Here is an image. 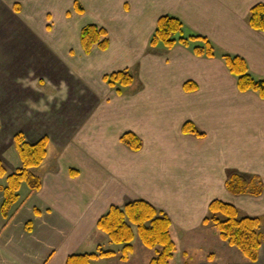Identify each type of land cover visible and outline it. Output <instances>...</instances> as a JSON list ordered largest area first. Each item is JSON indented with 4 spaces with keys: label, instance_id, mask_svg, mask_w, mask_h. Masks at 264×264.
I'll list each match as a JSON object with an SVG mask.
<instances>
[{
    "label": "crops",
    "instance_id": "obj_1",
    "mask_svg": "<svg viewBox=\"0 0 264 264\" xmlns=\"http://www.w3.org/2000/svg\"><path fill=\"white\" fill-rule=\"evenodd\" d=\"M44 1L0 0V30L11 35L0 34V160L6 170L0 176V264H65L72 254L97 251L109 241L98 219L111 205L137 199L170 217L176 243L170 264H230L183 245L213 230L202 219L215 198L259 216L264 235V99L240 92L221 58L239 55L254 78L264 77V30L248 20L251 7L264 0H94L103 15L92 19L106 28L109 47L89 54L80 43L82 25L72 30L67 21L48 23ZM163 14L179 18L184 35L209 39L215 56H197L179 43L151 47ZM113 44L117 60L128 56L129 64L94 72L92 53ZM128 65L139 82L133 91L126 86L117 93L103 75ZM186 82L196 88L186 91ZM187 121L204 136L183 133ZM128 131L141 139L139 150L120 141ZM17 132L29 142L46 136L47 154L33 168L41 187L31 192L23 183L7 219L2 188L21 165ZM232 173L259 176L262 193L230 194ZM219 242V250L233 255ZM132 245L124 260L116 245L114 255L90 264H149L156 255L137 236ZM238 263L264 264V239L256 261L242 257Z\"/></svg>",
    "mask_w": 264,
    "mask_h": 264
},
{
    "label": "trees",
    "instance_id": "obj_2",
    "mask_svg": "<svg viewBox=\"0 0 264 264\" xmlns=\"http://www.w3.org/2000/svg\"><path fill=\"white\" fill-rule=\"evenodd\" d=\"M73 8L79 14L84 12L78 0H74ZM248 20L252 28L264 30V3H257L251 7ZM194 40H199V43L191 44ZM80 43L86 54L94 48L106 50L109 47L108 32L101 25L87 23L80 30ZM177 43L191 47L197 56L213 57L216 54L215 47L205 36L198 34L186 36L184 24L179 18L171 14L160 15L149 45L171 48ZM221 58L230 73L236 77L237 89L240 92L254 91L264 99V77L254 78L249 72L245 59L239 55L224 53ZM103 80L117 93H121L123 87L133 82V76L127 69H121L104 74ZM183 87L186 91L196 88L189 82L184 83ZM182 132L198 137L204 136V133L190 121L182 125ZM13 140L21 165L6 176V186L2 188V214L7 219L11 206L18 200V191L23 183L31 192L41 187V179L34 173L33 168L39 166L44 160L48 143L46 136L35 142H29L22 132H17ZM120 141L134 151L142 147L141 139L130 131L123 133ZM5 174L6 170L0 160V176ZM226 189L232 195L258 196L262 193L263 187L257 175L232 173L226 181ZM171 223L170 217L165 212L144 199H137L123 206L111 205L98 219L96 225L106 234L110 243L120 246L123 260L132 251V242L137 236L145 247L156 249V255L149 264H170L176 248L170 232ZM202 224L214 227L219 238L229 246L235 247L247 260H257L264 239L261 230L262 220L259 216L243 214L236 205L215 198L209 202ZM115 253V250L103 248L94 252L75 253L67 257L65 264H90L98 257L111 256Z\"/></svg>",
    "mask_w": 264,
    "mask_h": 264
},
{
    "label": "rangeland",
    "instance_id": "obj_3",
    "mask_svg": "<svg viewBox=\"0 0 264 264\" xmlns=\"http://www.w3.org/2000/svg\"><path fill=\"white\" fill-rule=\"evenodd\" d=\"M78 1L80 2V4L83 6V9H84V12L82 14L75 12L73 8L74 0H45L44 4L42 3V5L46 8L45 9L47 13L46 21H48V23L55 24V26L63 24L64 21H67L69 23H65V24H69V28L71 27V29L73 30L75 27L77 28V26H81V25L83 26L87 23H94L93 19H96L98 21L101 19V15L103 14L100 10L94 9L95 7L94 0H78ZM54 3H56V5ZM58 4H60V6ZM49 13L53 14V19L52 17H49L51 16ZM3 33H5V35L8 34L9 38L11 37V35H9L10 33L6 34L5 31L0 30V34H3ZM2 39H5V38L2 37ZM116 49H117V46L113 44V48H111L110 50L106 52L99 51V50L94 51L92 53V59H91L92 61L91 68H93V71L97 72V70L101 68L102 69L111 68L113 64H116L117 62L126 61L124 63L129 64V60L127 61V58H128L127 55H126L127 58L125 57L124 61L117 60V54L115 52ZM124 68L127 69L132 74L133 79H134L132 84L127 86L124 89V91L130 92V91H133V89L137 87V84L139 82L138 77H137L138 75H137V71L131 68L130 66L124 67ZM2 129L3 127L0 126V131H2ZM212 229L213 230L211 231L208 230L207 236H205V238L193 243V245H189V246L183 245V246H187V248H189V251H191L192 248H194L196 252H199L198 250V247H199L203 251L214 252L215 254L216 253L219 254L220 257H223V260H227L230 264H239L238 263L239 259L243 257L242 254L235 247H231V246H225V247H229V249H231L230 251H233V255H232V252H227V251L224 252L221 249L220 251L219 241L221 240L215 228L212 227ZM214 235H216V237ZM177 241L179 242L180 240H177ZM217 242H218V245H216ZM100 244H101V248L105 250L118 247L115 244L110 243L109 241L104 242V243L101 242ZM175 246H176V243H175ZM92 250L93 252L95 251V249H91V251ZM187 260L190 263L195 262V258L191 259V257H188Z\"/></svg>",
    "mask_w": 264,
    "mask_h": 264
}]
</instances>
